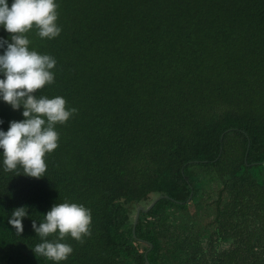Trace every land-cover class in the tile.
I'll use <instances>...</instances> for the list:
<instances>
[{"label": "trees", "instance_id": "1", "mask_svg": "<svg viewBox=\"0 0 264 264\" xmlns=\"http://www.w3.org/2000/svg\"><path fill=\"white\" fill-rule=\"evenodd\" d=\"M56 3L61 34L27 33L57 61L37 95L78 111L42 178L5 171L0 149V264H57L33 252L32 220L66 200L92 235L67 237L59 264H264V0ZM23 111L0 99V130Z\"/></svg>", "mask_w": 264, "mask_h": 264}, {"label": "clouds", "instance_id": "2", "mask_svg": "<svg viewBox=\"0 0 264 264\" xmlns=\"http://www.w3.org/2000/svg\"><path fill=\"white\" fill-rule=\"evenodd\" d=\"M57 9L56 0H13L11 6L8 0H0V26L11 34L10 40L0 38V49L4 50L0 54V99L14 110L23 107L25 117L11 121L7 131L0 130L4 170L15 171L19 166L23 175L37 179L47 171L46 155L59 147L56 126L64 125L78 111L68 107L62 96L37 95L38 90L54 83L57 61L49 54L30 50L27 33L35 27L40 38L58 37L62 28L57 23ZM27 215L28 208L19 207L9 218L17 235L23 233ZM43 216L39 224L32 220V228L42 241L32 250L57 264L74 251L65 242L67 237L83 244L84 238L92 235L91 210L81 203L66 200L54 204Z\"/></svg>", "mask_w": 264, "mask_h": 264}, {"label": "water", "instance_id": "3", "mask_svg": "<svg viewBox=\"0 0 264 264\" xmlns=\"http://www.w3.org/2000/svg\"><path fill=\"white\" fill-rule=\"evenodd\" d=\"M158 199V197L154 198L146 207H143L142 205H138L136 208H135V213H134V221H133V226H135L136 222H137V219H138V216H139V211L140 209H150L153 204L155 203V201Z\"/></svg>", "mask_w": 264, "mask_h": 264}]
</instances>
